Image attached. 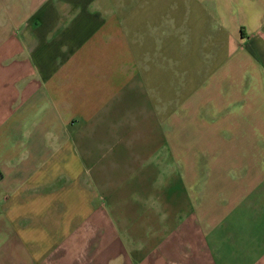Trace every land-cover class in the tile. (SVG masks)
I'll use <instances>...</instances> for the list:
<instances>
[{
    "label": "crops",
    "instance_id": "0c3cea01",
    "mask_svg": "<svg viewBox=\"0 0 264 264\" xmlns=\"http://www.w3.org/2000/svg\"><path fill=\"white\" fill-rule=\"evenodd\" d=\"M0 264H264V0H0Z\"/></svg>",
    "mask_w": 264,
    "mask_h": 264
},
{
    "label": "rangeland",
    "instance_id": "374dc122",
    "mask_svg": "<svg viewBox=\"0 0 264 264\" xmlns=\"http://www.w3.org/2000/svg\"><path fill=\"white\" fill-rule=\"evenodd\" d=\"M135 110V109H134ZM133 111V110H130ZM169 111H167L168 113ZM163 114V113H162ZM164 117L163 115L157 117V120L154 118H144L142 116H140V118H138L140 120V127L143 130V132L140 131V133H133V135L130 137L132 139V142H130V144H137V143H142L144 140H149V136L153 137L154 135L147 132L149 127H153L156 125V123H158L159 127L161 126V129H165V123H167L169 121V123L172 124V128L171 130H173L171 135L169 136L170 141L167 140L166 136L163 135L162 137H159V135H156V143L153 144H158V146H160V149L162 151V148L165 147V144H169L172 140L173 142L175 141H181L182 139L184 140V137L186 139V141L184 140V143H187L188 145H190V147H195L196 142L198 141V134H184L182 136L181 133L182 130H186V129H190L192 127H195V125L197 124V119H182L180 117H173V118H168ZM130 119V117L125 118L126 121H128ZM147 126V127H144ZM149 126V127H148ZM168 129V128H167ZM165 136V137H164ZM160 138V139H159ZM165 140H164V139ZM154 140V139H153ZM162 144V146H161ZM190 153V151H189ZM174 154V153H173ZM171 154V157H173L175 159V154L173 155ZM162 158V159H161ZM158 159L160 160H164L163 156L161 154H158ZM152 160H154L152 158Z\"/></svg>",
    "mask_w": 264,
    "mask_h": 264
}]
</instances>
